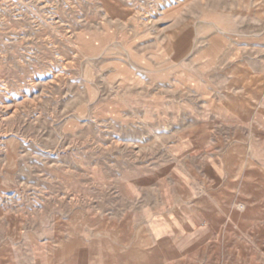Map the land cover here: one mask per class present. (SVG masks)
Listing matches in <instances>:
<instances>
[{
  "label": "rangeland",
  "instance_id": "1",
  "mask_svg": "<svg viewBox=\"0 0 264 264\" xmlns=\"http://www.w3.org/2000/svg\"><path fill=\"white\" fill-rule=\"evenodd\" d=\"M6 260L264 264V0H0Z\"/></svg>",
  "mask_w": 264,
  "mask_h": 264
},
{
  "label": "crops",
  "instance_id": "2",
  "mask_svg": "<svg viewBox=\"0 0 264 264\" xmlns=\"http://www.w3.org/2000/svg\"><path fill=\"white\" fill-rule=\"evenodd\" d=\"M165 253H166V256L169 255V254L166 252V250H165ZM4 264H10V263H9V261L6 260V261H4Z\"/></svg>",
  "mask_w": 264,
  "mask_h": 264
}]
</instances>
